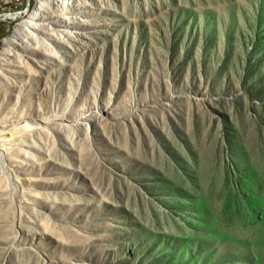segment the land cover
<instances>
[{
  "label": "rangeland",
  "instance_id": "obj_1",
  "mask_svg": "<svg viewBox=\"0 0 264 264\" xmlns=\"http://www.w3.org/2000/svg\"><path fill=\"white\" fill-rule=\"evenodd\" d=\"M72 2L0 67V264H264V0Z\"/></svg>",
  "mask_w": 264,
  "mask_h": 264
},
{
  "label": "bare ground",
  "instance_id": "obj_2",
  "mask_svg": "<svg viewBox=\"0 0 264 264\" xmlns=\"http://www.w3.org/2000/svg\"><path fill=\"white\" fill-rule=\"evenodd\" d=\"M63 1L61 0L60 6L62 7ZM67 5L72 4V0H66ZM53 4V0H37L34 9L28 14L26 20L22 21L17 28H15L13 35L9 37L5 46L0 51V67L5 63L8 56L13 55L17 46H20V41L22 44L27 42V35L29 32L35 33L38 36V24L42 20L43 16L47 14V9H50ZM68 10H61L60 13H67ZM9 16L8 14H6ZM3 17V16H2ZM48 17V16H47ZM62 28L55 30L57 33L63 34L67 31L66 23L60 24ZM68 32V31H67ZM64 37V36H63Z\"/></svg>",
  "mask_w": 264,
  "mask_h": 264
}]
</instances>
